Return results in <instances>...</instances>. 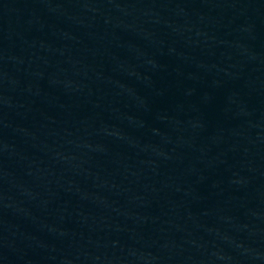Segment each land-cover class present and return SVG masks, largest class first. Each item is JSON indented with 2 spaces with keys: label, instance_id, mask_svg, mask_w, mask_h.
<instances>
[{
  "label": "water",
  "instance_id": "water-1",
  "mask_svg": "<svg viewBox=\"0 0 264 264\" xmlns=\"http://www.w3.org/2000/svg\"><path fill=\"white\" fill-rule=\"evenodd\" d=\"M0 264H264V0H0Z\"/></svg>",
  "mask_w": 264,
  "mask_h": 264
}]
</instances>
